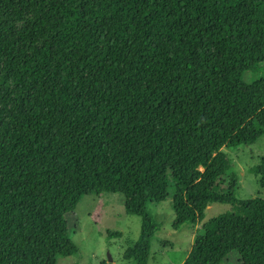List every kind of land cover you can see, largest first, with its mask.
Returning <instances> with one entry per match:
<instances>
[{"label":"trees","instance_id":"1","mask_svg":"<svg viewBox=\"0 0 264 264\" xmlns=\"http://www.w3.org/2000/svg\"><path fill=\"white\" fill-rule=\"evenodd\" d=\"M260 67L264 0H0V264L74 256L67 215L107 193L142 221L124 260L148 264L172 184L173 230L231 208L183 264H264V200L236 199L222 151L264 135Z\"/></svg>","mask_w":264,"mask_h":264},{"label":"rangeland","instance_id":"2","mask_svg":"<svg viewBox=\"0 0 264 264\" xmlns=\"http://www.w3.org/2000/svg\"><path fill=\"white\" fill-rule=\"evenodd\" d=\"M262 76L264 67L258 68L254 74L246 75L244 82L251 83ZM222 151L229 158L230 172L238 178L236 199L264 200V179L250 172L264 159V135L250 145L236 149L224 148ZM173 193L172 184L164 203L148 207L151 217L160 225L150 245L148 264H183L196 234L203 233L202 226L231 211L228 205L213 204L207 207L202 221L184 224L178 230H173ZM123 201V196L111 193L82 198L66 218L69 237L77 248V254L58 258L56 264H135L124 260V254L139 240L142 221L139 217L125 213ZM221 264H240L238 254H229Z\"/></svg>","mask_w":264,"mask_h":264}]
</instances>
